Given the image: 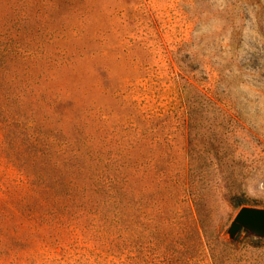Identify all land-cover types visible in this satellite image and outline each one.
<instances>
[{
    "label": "rangeland",
    "instance_id": "374dc122",
    "mask_svg": "<svg viewBox=\"0 0 264 264\" xmlns=\"http://www.w3.org/2000/svg\"><path fill=\"white\" fill-rule=\"evenodd\" d=\"M9 26L29 55L6 69L28 78L39 131L136 168V229L133 248L108 257L81 232L42 226L45 242L5 264H211L208 249L218 264H264V238L226 236L231 195L264 208V0H0ZM10 166L0 153V183L17 192ZM159 196L176 210L165 223Z\"/></svg>",
    "mask_w": 264,
    "mask_h": 264
},
{
    "label": "trees",
    "instance_id": "16d2710c",
    "mask_svg": "<svg viewBox=\"0 0 264 264\" xmlns=\"http://www.w3.org/2000/svg\"><path fill=\"white\" fill-rule=\"evenodd\" d=\"M15 36L10 26L0 30V153L14 168L16 184L20 185L16 192L7 183H0V264H5L8 258L10 262L20 260L23 256L16 251H22L34 239L44 243L39 229L50 225L66 228L77 236L81 232L84 247L90 246L92 250L93 245L103 244L96 251L101 256L115 257L113 248L119 242L132 249L136 229V168L111 166L118 158L116 152L104 160L92 157L85 137L68 141L39 131V123L31 116L33 110L28 106L35 96L28 78H17L14 70L6 69L10 58L29 55ZM27 74L23 70L22 76ZM91 159L96 160V167L89 168L87 162ZM164 173L159 172L162 179ZM179 187L176 192L191 196L194 205L201 198L199 186L197 192L190 186ZM39 192L52 201L48 199L45 203V197H39ZM7 197L11 200H5ZM230 204L232 207L248 205L241 194L231 195ZM155 207L160 221H168L169 217L164 216L169 212L166 198L159 196ZM172 211L169 213L173 216L176 210ZM23 224L34 234L19 236L17 231ZM53 239L61 241L56 236ZM206 253L211 264H218L217 256L210 249Z\"/></svg>",
    "mask_w": 264,
    "mask_h": 264
},
{
    "label": "water",
    "instance_id": "95a60500",
    "mask_svg": "<svg viewBox=\"0 0 264 264\" xmlns=\"http://www.w3.org/2000/svg\"><path fill=\"white\" fill-rule=\"evenodd\" d=\"M239 233L241 238L246 235L264 238V208L239 206L226 228V236L232 240Z\"/></svg>",
    "mask_w": 264,
    "mask_h": 264
}]
</instances>
